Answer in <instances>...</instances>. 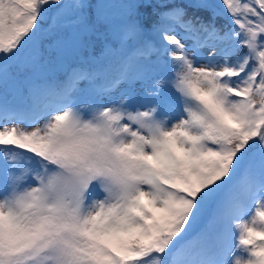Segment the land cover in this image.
<instances>
[{
  "label": "snow or ice",
  "instance_id": "1",
  "mask_svg": "<svg viewBox=\"0 0 264 264\" xmlns=\"http://www.w3.org/2000/svg\"><path fill=\"white\" fill-rule=\"evenodd\" d=\"M0 264H264V0H0Z\"/></svg>",
  "mask_w": 264,
  "mask_h": 264
},
{
  "label": "rangeland",
  "instance_id": "2",
  "mask_svg": "<svg viewBox=\"0 0 264 264\" xmlns=\"http://www.w3.org/2000/svg\"><path fill=\"white\" fill-rule=\"evenodd\" d=\"M118 95H120V93H118ZM164 95V94H163ZM178 105H177V109H178ZM165 114H171V115H174V113H165Z\"/></svg>",
  "mask_w": 264,
  "mask_h": 264
}]
</instances>
